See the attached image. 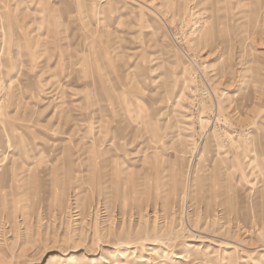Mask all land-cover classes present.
Instances as JSON below:
<instances>
[{
  "label": "rangeland",
  "instance_id": "obj_1",
  "mask_svg": "<svg viewBox=\"0 0 264 264\" xmlns=\"http://www.w3.org/2000/svg\"><path fill=\"white\" fill-rule=\"evenodd\" d=\"M0 264H264V0H0Z\"/></svg>",
  "mask_w": 264,
  "mask_h": 264
},
{
  "label": "bare ground",
  "instance_id": "obj_2",
  "mask_svg": "<svg viewBox=\"0 0 264 264\" xmlns=\"http://www.w3.org/2000/svg\"><path fill=\"white\" fill-rule=\"evenodd\" d=\"M54 93V90H52V92H50L49 94H53ZM56 94L54 93V95L53 96H55Z\"/></svg>",
  "mask_w": 264,
  "mask_h": 264
},
{
  "label": "built area",
  "instance_id": "obj_3",
  "mask_svg": "<svg viewBox=\"0 0 264 264\" xmlns=\"http://www.w3.org/2000/svg\"><path fill=\"white\" fill-rule=\"evenodd\" d=\"M205 93H206V92H204V95H206Z\"/></svg>",
  "mask_w": 264,
  "mask_h": 264
},
{
  "label": "crops",
  "instance_id": "obj_4",
  "mask_svg": "<svg viewBox=\"0 0 264 264\" xmlns=\"http://www.w3.org/2000/svg\"><path fill=\"white\" fill-rule=\"evenodd\" d=\"M53 97V96H52Z\"/></svg>",
  "mask_w": 264,
  "mask_h": 264
}]
</instances>
